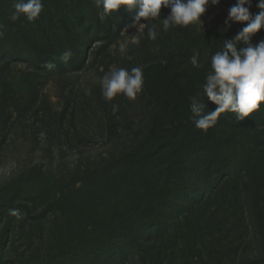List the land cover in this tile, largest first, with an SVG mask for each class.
Masks as SVG:
<instances>
[{"label":"trees","instance_id":"obj_1","mask_svg":"<svg viewBox=\"0 0 264 264\" xmlns=\"http://www.w3.org/2000/svg\"><path fill=\"white\" fill-rule=\"evenodd\" d=\"M16 2L0 0L1 132L14 110L22 115L36 106V79L41 70H49L47 63L62 75L83 70L91 57L98 60L109 53L134 16L124 5L102 19L94 0H42L37 19L30 22L22 15L12 22ZM235 2L220 0L209 7ZM257 2L250 9L254 15ZM169 12L162 6L161 18ZM227 14V9L218 12L207 28L197 22L166 32L161 19L142 18L147 27L121 67L143 70L149 119L141 139L99 167L83 171L85 165L78 166L76 175L82 174L72 182L75 187L82 183L80 195L72 190L38 206L31 203L27 193L48 185L43 162L3 184L0 264H193L196 259L228 264L232 247L250 243L264 255V102L242 121L234 113H221L207 131L195 127L192 112L193 97L204 113L215 108L206 97L201 99L211 56L243 27L233 23L226 31ZM151 27L157 31L155 39L148 38ZM262 37L264 29L253 42ZM67 50L72 55L64 62L61 55ZM197 52L200 67H193L190 57ZM18 60L33 70L15 84L6 76ZM127 101L121 93L100 102L104 124L119 122ZM43 103V118H51L49 103ZM113 105H118L115 112ZM110 185L117 190L102 204L88 206L92 188L104 193Z\"/></svg>","mask_w":264,"mask_h":264},{"label":"rangeland","instance_id":"obj_2","mask_svg":"<svg viewBox=\"0 0 264 264\" xmlns=\"http://www.w3.org/2000/svg\"><path fill=\"white\" fill-rule=\"evenodd\" d=\"M229 7L227 4L213 8L207 6L201 19L203 24L199 23V26L207 28L208 22L218 12ZM141 33H137L135 27H128L123 37L109 49L110 55L104 52L98 60L91 57L81 71L62 75L56 71L41 70L40 78L36 79L40 93V97L36 96V106L26 108L22 115L13 109L8 128L3 132L0 130V188L27 171L35 162H43L48 174V185L44 189L33 188L27 193L26 197L31 203L38 206L39 201L51 197L61 198L72 190L80 195L78 189L82 183L75 187L72 182L82 174L76 175L78 166L85 165L83 171L88 167H99L141 139L149 119V108L142 91L134 100L127 98L125 110L119 112V122L112 123L111 127L104 124L107 116L100 109V102L104 100L100 79L112 68L124 67V57L131 48V41L134 36L140 37ZM120 43L127 44L126 52L119 51ZM107 65L110 69L106 68ZM30 69L27 62L18 60L6 77L18 84L31 72ZM26 96V100H29L28 94ZM43 101L51 107V118H43ZM34 128H37L36 131ZM110 187L111 190L104 193L92 188V201L87 202L88 206L91 207L94 202L102 204L103 199L110 195L109 192L117 190L114 185ZM40 193L43 198H38ZM0 194L6 196L5 191ZM1 224L0 221V228ZM229 256L231 261L228 264H264V255L254 243L239 249L232 247ZM193 264L210 262L196 259Z\"/></svg>","mask_w":264,"mask_h":264},{"label":"clouds","instance_id":"obj_3","mask_svg":"<svg viewBox=\"0 0 264 264\" xmlns=\"http://www.w3.org/2000/svg\"><path fill=\"white\" fill-rule=\"evenodd\" d=\"M97 8L102 9V19L112 12L120 9L122 5L129 12L134 13L132 23L126 26L137 28V33L142 32L146 21L161 19L163 30L177 26L187 27L190 24L202 23V15L207 6H215L220 0H94ZM170 9L165 18H161V9ZM253 0H236L228 8L227 17L224 20V29L231 28L233 23H241L243 27L230 39L225 38L221 50L211 56V67L205 76L202 85L203 97H206L215 105L211 111L204 113L196 97L192 98V112L196 117L195 127L207 131L215 125L221 113L235 114L237 121L248 117L264 102V37L258 42H253V36L264 29V0H258L257 14L250 9ZM43 9L42 0H17L14 11L9 17L15 22L23 15L28 21L37 19ZM3 35V33H0ZM149 39H155L157 31L155 27L147 29ZM139 44V37L134 36L131 41ZM240 45L239 47L237 45ZM127 44L120 43L119 51L126 52ZM71 50L64 51L61 60L67 62L71 57ZM199 53L190 57L193 67H200ZM129 60L131 56L127 57ZM49 70L55 68L54 63L45 65ZM143 70L141 67L112 68L101 79V94L107 101H111L117 94H123L130 100H134L143 88ZM118 105H113V111Z\"/></svg>","mask_w":264,"mask_h":264}]
</instances>
